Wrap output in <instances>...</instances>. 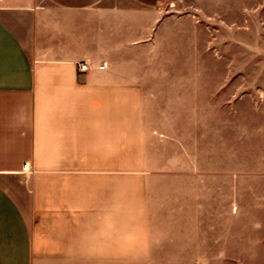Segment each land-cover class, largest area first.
I'll use <instances>...</instances> for the list:
<instances>
[{"label":"crops","instance_id":"0c3cea01","mask_svg":"<svg viewBox=\"0 0 264 264\" xmlns=\"http://www.w3.org/2000/svg\"><path fill=\"white\" fill-rule=\"evenodd\" d=\"M178 1L0 0V264H146L209 242L203 204L228 182L210 119L113 62L115 30L130 43Z\"/></svg>","mask_w":264,"mask_h":264},{"label":"rangeland","instance_id":"374dc122","mask_svg":"<svg viewBox=\"0 0 264 264\" xmlns=\"http://www.w3.org/2000/svg\"><path fill=\"white\" fill-rule=\"evenodd\" d=\"M115 32L114 65L210 119L211 166L228 180L212 182L203 204L204 249L156 252L146 264H264V0H179L147 35L131 32L129 43Z\"/></svg>","mask_w":264,"mask_h":264},{"label":"built area","instance_id":"2783aa9c","mask_svg":"<svg viewBox=\"0 0 264 264\" xmlns=\"http://www.w3.org/2000/svg\"><path fill=\"white\" fill-rule=\"evenodd\" d=\"M105 66H106V62H102V64H100L98 68L102 69ZM90 67H91V63L87 60H82L81 62L77 64L78 71H85V70H88ZM23 170L30 171L28 163L23 164Z\"/></svg>","mask_w":264,"mask_h":264}]
</instances>
